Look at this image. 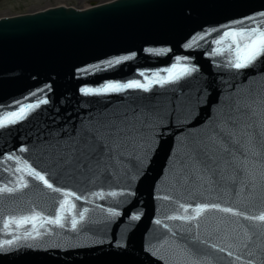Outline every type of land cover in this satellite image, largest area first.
<instances>
[{
  "label": "water",
  "instance_id": "water-1",
  "mask_svg": "<svg viewBox=\"0 0 264 264\" xmlns=\"http://www.w3.org/2000/svg\"><path fill=\"white\" fill-rule=\"evenodd\" d=\"M261 11L264 0H111L0 18V113L33 106L0 128V186L28 183L0 194V264H264V221L245 218L264 214V57L237 70L216 43L227 27H264ZM173 65L196 71L153 82ZM131 80L150 91L95 92ZM109 124L120 135L101 154L92 136ZM25 161L81 197L64 228L9 220L54 216L63 199ZM201 204L240 214L167 218Z\"/></svg>",
  "mask_w": 264,
  "mask_h": 264
},
{
  "label": "snow or ice",
  "instance_id": "snow-or-ice-1",
  "mask_svg": "<svg viewBox=\"0 0 264 264\" xmlns=\"http://www.w3.org/2000/svg\"><path fill=\"white\" fill-rule=\"evenodd\" d=\"M257 15L264 17V11L257 13ZM245 20L251 23L254 21V17H245L243 20L234 21L233 23H238L243 25ZM222 41H228L227 48L229 55L231 57L228 63L231 67L237 70L254 67L255 63L261 57H264V27L259 26V24L257 27H251V26L239 27V28L227 27L226 30L223 31L220 39L216 41V43H221ZM116 62L119 63V61ZM176 67L178 66L173 65L172 69L167 70L168 75L166 77L159 78L153 82L158 83L161 87H163L167 83L176 82L177 80L181 79L183 75H190L191 72L196 71V68L194 66L191 68H189L188 66H183L181 72L177 73L174 71ZM122 88L141 89L146 92L150 91L149 84L141 83L138 80H131L126 84L108 83L104 86L103 89H96L95 92L97 94L106 93V92H118ZM81 91L85 94H88L90 92H93L94 90L90 88H82ZM44 103H47V101L45 100ZM31 107L33 106L21 105L15 111H7L5 113H0V128H6L9 125L18 123L20 120L24 119L25 116L27 115L28 109H30ZM120 131L121 130L118 129L115 125H110V124L101 125L99 128H97L92 136L94 142L99 141L96 144V151L102 154L105 150H110L109 145L104 141L112 139L113 137L118 138L120 135ZM23 150L24 149L22 148L21 151ZM9 158L11 159L13 157L9 156ZM99 163L100 161L97 160V165H99ZM24 165L27 166V173L29 176L33 177V179L37 181L42 182L43 185L48 189H51L52 191L57 193H61L63 199L59 202L56 214L54 216H44L40 212L33 211L32 214L29 216H22L20 218L10 217L9 220L12 223H15L17 227H19L21 224L31 223L33 225V231L36 232V235H39V232L36 231L37 225L43 227L44 224H49V225L58 226L60 228H64L65 217L63 215V212L65 210V205L69 197L75 196L76 200H80L81 197L70 190L62 189L60 187H54V184L50 182L49 179H47L46 176L42 174L40 171H37L35 168H32L30 165H27L26 161L24 162ZM21 170L22 168L18 161V166L16 167L15 171L20 172ZM17 180L18 182L15 184V186H8V185L0 186V194L3 193L11 194L22 188L28 187V183L23 179V177H18ZM165 198L167 199V197ZM72 207L75 208L76 205L73 203ZM180 208L184 209V211L187 212L188 206L181 204ZM208 208L218 209L226 213L240 214L234 212L232 208H228V207L221 208L219 204H201L196 206L193 215L169 216L167 218L170 220L179 219V220L190 221L196 219V217H198L205 209ZM85 212H87V209H84V211L80 212L79 220L81 221L84 220ZM245 218L249 220L264 221V214H260L258 216H245ZM156 223L160 224L161 222L157 220ZM77 224H78V220L75 216H73L71 218V227L73 230L77 228ZM4 227L5 228L9 227L8 221L5 222ZM8 243H11V241H8ZM29 247H38V246L30 245ZM212 247H216V246L212 245ZM220 251H223V249H220ZM190 255L195 257L197 254L195 252H192L190 253ZM229 255H231V253H229ZM194 264H199V261L198 260L194 261ZM249 264H251V262H249Z\"/></svg>",
  "mask_w": 264,
  "mask_h": 264
},
{
  "label": "rangeland",
  "instance_id": "rangeland-1",
  "mask_svg": "<svg viewBox=\"0 0 264 264\" xmlns=\"http://www.w3.org/2000/svg\"><path fill=\"white\" fill-rule=\"evenodd\" d=\"M111 0H0V18L20 14H30L56 6L85 9L94 3L96 5Z\"/></svg>",
  "mask_w": 264,
  "mask_h": 264
},
{
  "label": "bare ground",
  "instance_id": "bare-ground-1",
  "mask_svg": "<svg viewBox=\"0 0 264 264\" xmlns=\"http://www.w3.org/2000/svg\"><path fill=\"white\" fill-rule=\"evenodd\" d=\"M90 7V6H89ZM88 8V7H87Z\"/></svg>",
  "mask_w": 264,
  "mask_h": 264
}]
</instances>
